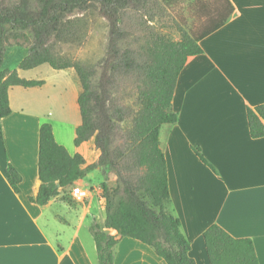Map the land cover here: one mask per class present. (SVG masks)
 Here are the masks:
<instances>
[{"label":"crops","instance_id":"crops-1","mask_svg":"<svg viewBox=\"0 0 264 264\" xmlns=\"http://www.w3.org/2000/svg\"><path fill=\"white\" fill-rule=\"evenodd\" d=\"M224 1L231 8L226 21L201 37L202 53L189 57L178 76L172 99L178 121L160 128L168 210L180 221L195 264H210L203 233L211 225L235 239H250L264 264V137L252 138L247 121V109L264 104V0ZM208 8V17H197L200 23L227 14L217 17ZM26 54L24 45L12 44L2 69L17 70ZM46 66L18 70L20 78L44 84L10 87L11 112L0 121V264H98L90 227L103 226L105 206L96 193L82 203L31 201L41 184L42 124L51 125L55 141L71 156L83 157L84 167L98 158L93 143L74 144L81 124L74 70ZM8 164L21 178L17 193L7 179ZM102 180L91 170L75 184L91 189ZM113 264L166 262L150 246L118 236Z\"/></svg>","mask_w":264,"mask_h":264},{"label":"trees","instance_id":"trees-1","mask_svg":"<svg viewBox=\"0 0 264 264\" xmlns=\"http://www.w3.org/2000/svg\"><path fill=\"white\" fill-rule=\"evenodd\" d=\"M223 1L196 0L197 17H208L211 5L217 17L227 13L225 18L203 21L199 35L180 29V39L173 41L153 25L165 16L171 0H0V121L11 112L10 87L44 84L20 78L18 70L41 65L54 70L71 68L79 81L81 124L74 144L93 138L99 158L84 167L83 157L71 156L55 141L51 125L42 124L38 153L41 184L31 201L40 206L56 198L67 201L68 188L89 171L101 169L105 220L102 227H90L98 264H113L118 236L150 246L166 264H195L180 221L168 210L167 168L159 132L163 125L178 121L172 110L178 76L189 57L202 53L201 37L226 21L231 8ZM96 19L107 26L100 61L86 66L58 53L60 45L81 47L87 26ZM12 44L24 45L27 54L17 70H3L6 50ZM247 121L252 138L264 137V104L248 108ZM194 151L202 158L198 149ZM109 174L116 179L113 190L107 185ZM6 175L17 193L19 174L8 164ZM203 240L210 264H259L250 239H235L211 225Z\"/></svg>","mask_w":264,"mask_h":264},{"label":"rangeland","instance_id":"rangeland-1","mask_svg":"<svg viewBox=\"0 0 264 264\" xmlns=\"http://www.w3.org/2000/svg\"><path fill=\"white\" fill-rule=\"evenodd\" d=\"M193 4L194 0H171L170 6L166 8L165 16L160 19V22H154L153 25L155 30L160 34L169 37L173 41H178L180 39L181 30L198 34L200 32L199 28L201 27V23L197 19V14L195 12ZM167 13L170 14L171 17H168ZM106 31L107 26L104 20L96 19L95 23H90L87 26V35L84 44L81 47H76L69 44L60 45L57 49L58 53L64 57L70 58L73 61H78L86 66L93 65L96 62L100 61L104 56ZM46 67L50 69L48 66ZM87 142L93 143V148H95L93 138ZM97 152L99 158L100 152L98 150ZM94 170H97L102 175L101 169L96 168ZM95 177H98V174ZM102 179V181L104 182L103 175ZM102 183L94 187L96 190L95 192H93V187L90 190L92 194L96 193L97 197L103 200L105 206L106 200L104 198ZM75 185L76 184L74 183L66 191L67 203L69 204H71L73 201H77L71 195V190ZM107 185L110 190L116 188V179L113 174H109Z\"/></svg>","mask_w":264,"mask_h":264},{"label":"built area","instance_id":"built-area-1","mask_svg":"<svg viewBox=\"0 0 264 264\" xmlns=\"http://www.w3.org/2000/svg\"><path fill=\"white\" fill-rule=\"evenodd\" d=\"M91 194L90 189H84L77 185H75L71 190V195L74 197L77 201H84L86 200L89 195Z\"/></svg>","mask_w":264,"mask_h":264}]
</instances>
